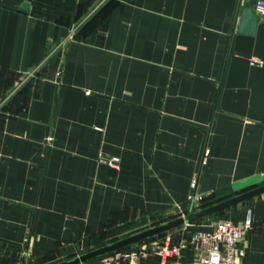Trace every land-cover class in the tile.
Listing matches in <instances>:
<instances>
[{
    "label": "crops",
    "instance_id": "obj_1",
    "mask_svg": "<svg viewBox=\"0 0 264 264\" xmlns=\"http://www.w3.org/2000/svg\"><path fill=\"white\" fill-rule=\"evenodd\" d=\"M256 1L0 0V264L264 184V14L239 33ZM248 208L264 264V195L218 216Z\"/></svg>",
    "mask_w": 264,
    "mask_h": 264
},
{
    "label": "built area",
    "instance_id": "obj_2",
    "mask_svg": "<svg viewBox=\"0 0 264 264\" xmlns=\"http://www.w3.org/2000/svg\"><path fill=\"white\" fill-rule=\"evenodd\" d=\"M255 8L258 14L263 15L264 0H257ZM100 160L111 167H118L121 157L112 155ZM192 186H196V180ZM200 200V196L192 195L191 209ZM253 225V209L248 208L243 221L219 219L210 230L193 233L188 239L174 241L168 236L156 246L114 252L102 257L97 264H140L144 259L154 257L159 258L157 264H183L186 249L192 250L194 256L189 264H248L249 233Z\"/></svg>",
    "mask_w": 264,
    "mask_h": 264
},
{
    "label": "water",
    "instance_id": "obj_3",
    "mask_svg": "<svg viewBox=\"0 0 264 264\" xmlns=\"http://www.w3.org/2000/svg\"><path fill=\"white\" fill-rule=\"evenodd\" d=\"M23 6L28 8L29 3L26 2L24 3ZM259 21H260V15L256 11L255 2H250L244 5L241 8L239 33L247 34V35H254L257 31ZM261 195H264V184L254 187L252 189L240 192L234 196H231L222 201L213 203L211 205L205 206L201 209H198V210L190 209V211L183 216L166 221L164 223L153 226L151 228L133 233L124 238H121L116 241L105 244L103 246L91 249L85 253L76 255L70 259L58 262L56 264H80L82 262H87L89 260L98 258L110 252L118 251L132 244L144 241L155 235L170 231L184 224L191 223L198 219H202L207 216L222 212L226 209L232 208L234 206H237L249 200H254Z\"/></svg>",
    "mask_w": 264,
    "mask_h": 264
},
{
    "label": "rangeland",
    "instance_id": "obj_4",
    "mask_svg": "<svg viewBox=\"0 0 264 264\" xmlns=\"http://www.w3.org/2000/svg\"><path fill=\"white\" fill-rule=\"evenodd\" d=\"M209 202L210 201H208V200L207 201L200 200L198 203H196L194 205V207L192 209L193 210L201 209V208L205 207V205L208 204ZM190 209H191V203H190L189 208L184 211V214L146 217L143 220L141 219L140 221H136V223H134V224L127 225L128 229H126L125 231H119L117 233L110 232L108 234L104 233L103 239L99 243H97V245L95 247H90V246L83 247V248L79 249L78 253L68 255L67 257H65V259H62L61 261L70 259L76 255L85 253L91 249H94V248L103 246L105 244H108L110 242L116 241L118 239L124 238V237L131 235L133 233L151 228L153 226L159 225V224L164 223L166 221H169V220L175 219L177 217L183 216V215L187 214L190 211ZM219 219H221V218L218 216V214H213V215L207 216L205 218L198 219L194 222L184 224V225L177 227V228H174L170 231L155 235L151 238H148L144 241L132 244V245L127 246L125 248H122L118 251L120 252V251H124V250H128V249H132V248H148V247L156 246L159 243H161L162 241H164V239H166L168 236L172 237V239L174 241H179L182 238L188 239L193 233L197 232L195 230L197 228V225L202 224V223H209L211 221H213V223H214L215 221H218ZM114 252H117V251H114ZM114 252H110L108 254H105V255L100 256L98 258L89 260L87 262H82L80 264H83V263L84 264H97V263L101 262L102 257L110 255ZM61 261H54V260L51 261L50 259H27V261H23L20 264H56V263L61 262ZM155 262L157 263L158 259H144L140 264H155ZM124 264H128V263H124Z\"/></svg>",
    "mask_w": 264,
    "mask_h": 264
},
{
    "label": "trees",
    "instance_id": "obj_5",
    "mask_svg": "<svg viewBox=\"0 0 264 264\" xmlns=\"http://www.w3.org/2000/svg\"><path fill=\"white\" fill-rule=\"evenodd\" d=\"M214 202L213 201H210L208 204H206L205 206H208V205H211V204H213ZM220 213V212H219ZM216 214H218V213H216Z\"/></svg>",
    "mask_w": 264,
    "mask_h": 264
}]
</instances>
